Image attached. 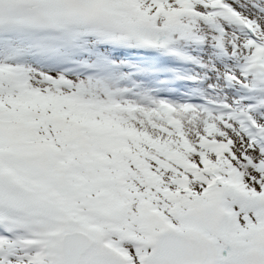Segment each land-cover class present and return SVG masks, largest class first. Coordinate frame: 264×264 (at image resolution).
I'll return each mask as SVG.
<instances>
[{"label":"snow or ice","instance_id":"1","mask_svg":"<svg viewBox=\"0 0 264 264\" xmlns=\"http://www.w3.org/2000/svg\"><path fill=\"white\" fill-rule=\"evenodd\" d=\"M0 264H264V0H0Z\"/></svg>","mask_w":264,"mask_h":264},{"label":"rangeland","instance_id":"2","mask_svg":"<svg viewBox=\"0 0 264 264\" xmlns=\"http://www.w3.org/2000/svg\"><path fill=\"white\" fill-rule=\"evenodd\" d=\"M189 72H199L201 71V69H199L197 66H191L189 69H188ZM190 82L189 81H186V80H183V86L184 88L180 90L179 93H176L178 95H185L187 94L190 89L187 87V85H189ZM165 92H161V95H164Z\"/></svg>","mask_w":264,"mask_h":264}]
</instances>
